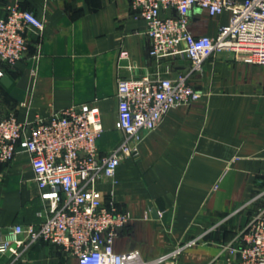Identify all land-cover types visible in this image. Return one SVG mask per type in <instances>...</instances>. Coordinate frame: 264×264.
<instances>
[{"label":"crops","instance_id":"crops-1","mask_svg":"<svg viewBox=\"0 0 264 264\" xmlns=\"http://www.w3.org/2000/svg\"><path fill=\"white\" fill-rule=\"evenodd\" d=\"M14 3L44 27L40 36L27 32V50L13 67L0 63V114L14 112L17 120L31 122L88 104L102 124L96 139L102 154L122 137L115 126L119 77L176 78L189 70L183 54L161 60L149 55L145 22L129 0H0V15ZM229 15L210 16L196 7L188 27L213 37ZM187 82L199 90L198 98L171 108L140 142L138 156L124 158L113 181L96 187L130 215L117 230L115 251L137 249L149 259L198 238L159 264H231L227 246L255 205L235 209L264 186V65L222 50ZM39 193L27 153L0 165V239L12 224L40 220ZM12 258L0 254V264H78L45 242Z\"/></svg>","mask_w":264,"mask_h":264},{"label":"built area","instance_id":"built-area-1","mask_svg":"<svg viewBox=\"0 0 264 264\" xmlns=\"http://www.w3.org/2000/svg\"><path fill=\"white\" fill-rule=\"evenodd\" d=\"M129 4L145 22L149 55L161 60L183 54L189 70L176 78L119 77L115 126L122 137L105 154L96 143L103 129L99 114L88 104L61 108L31 122L17 120L14 112L0 114V165L18 152L27 153L41 200L38 222L12 224L0 239V254L11 255L12 261L30 245L45 242L75 256L78 264H159L198 241L193 238L149 259L137 249L115 251L117 230L130 215L96 186L113 181L124 158L138 156L140 142L171 108L198 98L199 90L187 80L201 70L207 57L226 50L264 65V0H129ZM196 7L210 16L228 11V22L220 24L213 37L194 35L188 24ZM43 27L44 21L32 11L18 3L6 5L0 15V63L13 67L27 50V32L35 30L40 36ZM252 204L253 215L237 233L236 243L227 246L234 257L231 264H264V186L235 211Z\"/></svg>","mask_w":264,"mask_h":264}]
</instances>
